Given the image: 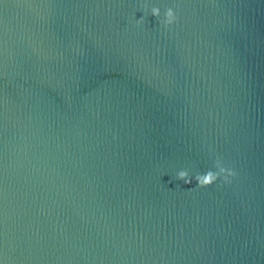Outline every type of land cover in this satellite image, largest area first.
Here are the masks:
<instances>
[{
	"label": "water",
	"instance_id": "obj_1",
	"mask_svg": "<svg viewBox=\"0 0 264 264\" xmlns=\"http://www.w3.org/2000/svg\"><path fill=\"white\" fill-rule=\"evenodd\" d=\"M0 264H264V0H0Z\"/></svg>",
	"mask_w": 264,
	"mask_h": 264
},
{
	"label": "clouds",
	"instance_id": "obj_2",
	"mask_svg": "<svg viewBox=\"0 0 264 264\" xmlns=\"http://www.w3.org/2000/svg\"><path fill=\"white\" fill-rule=\"evenodd\" d=\"M151 14L153 17H159L160 9L157 7H153L151 9ZM176 19H177L176 14L173 11V9L168 8L165 11L164 19L162 23L164 24L165 27H168L171 26L173 23H175ZM143 22H144L143 18L137 20L138 25L142 24ZM214 166L216 169H218V171L209 170L204 174H196L194 177H192L189 175L188 171L182 170L178 173L177 178L188 185H191L194 179L196 181L197 186L200 188L211 186L221 177H223V181L225 184L230 183L229 177L235 176V172L231 170H227L225 167L221 165V162L219 160L215 162Z\"/></svg>",
	"mask_w": 264,
	"mask_h": 264
}]
</instances>
